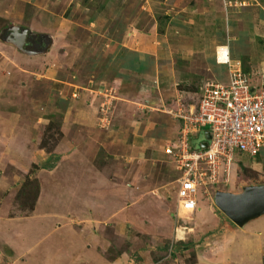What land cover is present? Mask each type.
Masks as SVG:
<instances>
[{"label":"rangeland","instance_id":"1","mask_svg":"<svg viewBox=\"0 0 264 264\" xmlns=\"http://www.w3.org/2000/svg\"><path fill=\"white\" fill-rule=\"evenodd\" d=\"M192 1L189 5L199 4V0ZM247 1L264 4V0ZM181 2L182 0H55L53 5L46 6L34 5L31 2L32 4H24L18 11L12 12L16 8L14 7L10 14H5L2 11L5 7L0 6V28L3 29L7 25L28 28L31 33L39 32L52 40L48 54L43 53L40 57L26 54L20 60L17 58L18 65L31 72L29 79L26 75L13 78L14 75L10 71L7 75H10L9 82L6 81L0 88L2 95L8 97L2 99L5 101L0 100V125L3 121H11L15 129L11 134L3 132L2 137L15 140L16 154H20L19 149L23 150L22 146L32 147L33 143L36 144L24 175L18 179L15 170L16 179L19 181L15 180L14 190L1 189L0 206L7 208L9 216L26 214L31 210L34 200L38 197L41 179L48 180L44 175H49V171H52L51 168L57 162L50 167L45 166L46 163L50 164L55 156L59 158L62 153L67 152L63 145H71L72 142L82 139L83 130H80L76 126L79 123L70 117L73 108H76L83 112L86 124L96 129V134L89 135L92 136V141L106 142V138L102 136L111 130L106 145H100L93 156L94 166L97 169H120L126 180L132 182L130 185H142L143 192L150 194L146 199L148 203L150 199L155 201L165 216L170 217L172 231L174 226L181 228L179 237L170 236L159 245L160 247L156 246V249L161 251L158 261H164L166 264H232L233 255L243 259V256L249 254L245 249L241 250L244 253L236 252L231 245L230 234H224L222 224L238 226L213 205V194L217 190L238 193L243 186L264 183V151L253 157L236 156L226 176L218 170L219 180L216 183L197 188L203 211L208 205L211 206L209 216L207 214L197 217L202 221L201 225L195 222L196 211H182L174 216L175 187L179 171L175 167L173 157L165 153L164 149L170 142L175 141L178 123L175 118H171L168 110L187 108L189 104L195 103L199 88L205 82L214 81L199 53L203 51V42L208 40V36L215 30L214 25L210 23L214 4L211 2L209 12L203 16L206 19L201 24L203 27L200 30V38H188L183 35L186 30L183 28L185 9ZM262 8L264 9V5ZM262 21L264 22V19ZM255 22L257 24H244L253 26L258 35L260 28L258 22ZM150 27L154 30L152 35ZM6 31L3 33L5 36L9 32ZM205 34L207 37L203 38ZM132 35L135 36L134 45H140L144 41L142 45L147 43L144 49L154 46L166 51L167 56L163 54L164 57L167 60L172 58L170 74H153L150 78H145L139 74L137 68L130 67L136 52L133 46H129L130 43L125 42H128ZM5 36L0 37L2 75L6 74L7 69L4 67L9 65V60H16L14 49L6 42ZM259 38V47H255L257 59H261V52L264 54V39ZM182 44L183 47L193 46L194 51L198 52L199 57L194 55L193 63L176 56L181 50L178 46ZM233 46H236L235 42H232ZM108 48L114 53L111 52L104 58L102 50ZM59 56L62 57L60 61ZM152 58L154 55L145 56L147 61H152ZM240 59H243L244 73L249 77L252 72L249 71L248 57L244 54ZM42 65H52V69L47 71V67L42 68ZM96 65V69L92 68ZM32 69L44 74L41 76L32 73ZM92 72L98 75L94 78H104L109 85L99 86L93 82L94 79H88ZM15 85H19L17 89H14ZM161 86L165 93H169L163 106L154 98ZM176 91H182V98L177 105H173L171 99ZM8 99L10 101H7ZM155 104L159 105V108ZM73 126H76L78 131L73 130ZM149 130L150 134H147ZM142 132L146 138L151 139L148 145L144 146L146 149L130 148L134 147L130 145L133 144V138L137 135L141 137ZM155 133H160L158 136L161 135L159 138L162 139L158 140ZM144 135L142 134L143 139ZM0 140L2 141L1 137ZM110 141L112 154H109L107 149ZM2 152L7 151L0 149V157ZM8 168L6 165H0L1 177ZM37 171L41 173L38 174ZM140 174L141 177H136ZM52 176L53 172L50 177ZM224 178L226 180H222ZM47 189L51 190V186L48 185ZM211 215L216 217L215 226H210ZM263 225L264 220L260 226ZM129 232L131 230L127 225L128 236L131 235ZM107 236L110 238L111 253L119 248L134 254L141 244L140 240H136L135 244L131 245L123 235H114L110 231H107ZM255 239L254 237V245L257 242H254ZM114 249L116 250L113 251Z\"/></svg>","mask_w":264,"mask_h":264},{"label":"crops","instance_id":"2","mask_svg":"<svg viewBox=\"0 0 264 264\" xmlns=\"http://www.w3.org/2000/svg\"><path fill=\"white\" fill-rule=\"evenodd\" d=\"M31 2L34 5L46 6L53 5L55 0H0V6L5 7L2 10L5 14H10L12 8L16 7L15 10H12V12H16L20 6ZM211 2L214 4V9L210 23L214 25L215 30L213 34L208 36V40L203 42V51L199 53L206 62V69L214 79L213 82L225 83L228 81V65L220 61L224 51H226L230 63H238L241 72L250 82H257L264 76V54L261 52V59H257L256 54V48L259 47L258 38L264 39V22L262 21L264 19L262 6L264 4L249 3L247 0H199V4L189 5L193 3L192 0H182L181 5L185 9L183 28L186 30H184V36L200 38V30L203 27L201 24L206 19L203 16L209 12ZM255 21L258 22L260 28L258 35L253 26L244 24V22H252V25L257 24ZM7 26L3 29L0 28V37L5 36L3 33H6V30L10 31L17 28L25 31L28 34L27 46L31 47L32 51L17 46L5 36L6 42L12 45L11 47L14 49L16 60H9V65L4 67L7 69L6 74L2 75L0 72V88L9 80L10 75H7L10 74V71L14 75L13 78L17 75H23V77L26 75L28 79L31 77V72L18 65L17 58L20 60L26 54L40 57L43 53L46 54L52 45V40L39 32L31 33L28 28ZM152 31L154 32L153 27H150L151 35L153 34ZM205 37L207 34L203 38ZM134 38L135 36L132 35L128 42H125L130 43L129 46H133L136 52L130 67L137 68L139 74L145 78H150L153 74H164V76L165 73L170 74L172 70L170 59L172 58L169 57L167 60L164 57V55L167 56L166 51L154 46H148L144 49L147 44L142 45L144 41L140 45H134L136 44ZM232 42H235L236 46L232 47ZM40 44H42L41 47ZM178 47L181 48L180 53L176 55L178 57L187 59L192 63L194 55L199 57L193 46L192 48L183 47L182 44ZM109 48L102 50L104 58L111 52L114 53L113 51L110 52ZM147 54L154 55L152 61L145 60ZM244 54L248 57L249 71L252 72L249 77L248 74L244 73L245 65L243 59L242 61L240 59ZM60 56L58 61L62 58ZM257 60L259 61L255 62ZM108 64L113 65V63ZM43 67L47 66L42 65ZM97 67L98 65L92 68L96 69ZM51 69L52 65L47 67V71ZM31 71L41 76L44 74L42 71L33 69ZM93 72L90 73L88 79H94L93 82L99 86L109 85L104 78H94L98 75ZM17 86L15 85L14 89H17ZM12 92L14 91L12 90ZM168 94L161 86L158 89V95L155 94L154 98L163 106ZM6 98L8 97H4L0 92V100ZM180 98H182V91H176L171 99L173 105H177ZM9 99L7 101H10ZM155 105L159 108V105ZM70 117L79 123L76 126L83 130L81 131L83 137L77 142H72L71 145H63L67 152L62 153L58 158L56 165L51 168L52 171H49V175L48 173L44 175L48 180L41 179L38 197L34 200L31 210L26 214L9 216L7 208L0 206V264H166L164 261L157 260L161 251L156 249V246L160 247L159 245L170 236L179 237L181 228L174 226L172 231L170 217L167 218L158 204L150 198L149 204L146 199L150 194L146 195L148 193L143 192L142 185H130L132 182L126 180L127 178L122 175L120 169L117 168L116 171L110 170L108 167V169L105 167L97 169L94 166L93 156L100 145H106L108 137L111 136V130L102 136L106 138V142L102 140L92 141L90 138L92 136L89 137V135H94L97 132L94 133L96 129L87 125L86 121L83 120V112L73 108ZM13 126L14 123L11 121L10 123L3 121L0 125V137L2 139V141L0 140V149L7 151L6 153L2 152L0 165L9 167L5 174L0 176V192L3 188L14 190L15 182L19 181L16 179L15 170L18 173V179L19 176L24 175L28 166L27 162L31 160L30 156L36 147L35 143L32 144V147L22 146L23 150L18 148L20 154H16L14 151L16 148L14 146V144L16 145L15 140L2 137L3 132L6 134L13 133L15 130ZM76 126H73V130L78 131ZM149 132L150 130L147 134H150ZM98 133L102 134L101 132ZM142 134L144 135V132L141 133V137L137 135L133 138V144L130 145L134 147L130 148L139 149L142 147L146 149L144 146L148 145L147 143L151 139L146 138L145 135V139H143ZM159 134L155 136L161 140ZM111 142L107 148L109 154H112ZM113 155L115 154L113 153ZM123 164L126 165L124 162ZM37 172H39L38 174L41 173L40 171ZM52 172L53 176L50 177ZM141 174L136 177H141ZM48 185L51 186V190L47 189ZM136 188H140V190ZM210 207L208 205L203 211L199 201L198 207L194 210L196 211L195 222L197 221V224H202V221H199L197 217L207 214L209 216ZM263 220L264 213L238 227H230L227 223L222 224L221 228L224 229V234H230L231 245L236 249V252L244 253L241 250L245 249L249 253L246 257L243 256V259L233 255L232 264L263 263L264 225L260 226ZM210 221V226L216 225V217L211 215ZM127 225L131 230L130 236L127 233ZM107 231L114 235H123L122 237L126 238L131 245H134L136 240H140V247L134 251L136 254L128 253L126 249L119 248L114 249L113 251H116L111 253L110 238L107 236ZM254 237L256 238L254 242L257 241L256 245L253 243ZM247 261L249 263H246ZM168 264L172 263L168 262Z\"/></svg>","mask_w":264,"mask_h":264},{"label":"built area","instance_id":"3","mask_svg":"<svg viewBox=\"0 0 264 264\" xmlns=\"http://www.w3.org/2000/svg\"><path fill=\"white\" fill-rule=\"evenodd\" d=\"M220 61L228 65L227 82H205L195 104L168 110L178 123L175 141L164 149L179 171L175 217L198 207L197 188L216 183L218 170L226 176L233 158L264 150V76L250 82L226 51ZM205 132L209 137L200 148Z\"/></svg>","mask_w":264,"mask_h":264},{"label":"water","instance_id":"4","mask_svg":"<svg viewBox=\"0 0 264 264\" xmlns=\"http://www.w3.org/2000/svg\"><path fill=\"white\" fill-rule=\"evenodd\" d=\"M6 37L17 46L32 51L27 46L28 34L25 31L11 29ZM208 137L205 132L204 139L198 144L200 148L206 145ZM213 205L232 223L241 226L264 213V183L243 186L238 193L217 190L213 194Z\"/></svg>","mask_w":264,"mask_h":264},{"label":"trees","instance_id":"5","mask_svg":"<svg viewBox=\"0 0 264 264\" xmlns=\"http://www.w3.org/2000/svg\"><path fill=\"white\" fill-rule=\"evenodd\" d=\"M39 46L41 47L42 44H40ZM34 48H35V47H34ZM57 160H58V156H55L53 162H51L50 164L46 163V165H45V164H44V165H45V166H49V167H50V166H53Z\"/></svg>","mask_w":264,"mask_h":264},{"label":"flooded vegetation","instance_id":"6","mask_svg":"<svg viewBox=\"0 0 264 264\" xmlns=\"http://www.w3.org/2000/svg\"><path fill=\"white\" fill-rule=\"evenodd\" d=\"M32 44H34L33 42H31Z\"/></svg>","mask_w":264,"mask_h":264}]
</instances>
